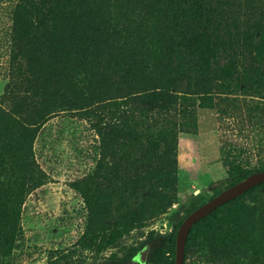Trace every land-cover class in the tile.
Instances as JSON below:
<instances>
[{
  "label": "rangeland",
  "instance_id": "obj_1",
  "mask_svg": "<svg viewBox=\"0 0 264 264\" xmlns=\"http://www.w3.org/2000/svg\"><path fill=\"white\" fill-rule=\"evenodd\" d=\"M30 1L36 2L0 0V264H150L148 256H130L143 244L161 243L194 208L229 185L231 170L223 165L222 144L257 154L259 134L234 118L222 121L215 108H202L196 96L186 95L182 103L191 115L185 123L191 125L189 133L178 135L172 204L156 207L145 186L133 194L115 192L87 207L81 192L90 196L91 189L107 184L96 173L102 138L84 107L74 105L71 92L57 86L52 73H40L42 41L36 11L25 9ZM142 1L163 9L177 1L198 4L210 13L213 25L197 22L189 31L199 28L217 42L213 66L236 64L230 75L216 80L215 96L251 99L264 107V100L250 98L248 70L264 66V0ZM131 13L128 19L139 20L135 10ZM151 13L149 8L140 14L149 20L148 30L170 34ZM105 79L110 80L103 85L111 90L96 84L95 100L118 92L113 79ZM254 158L239 168L257 165ZM263 223L260 190L227 207L214 225L216 231L232 234L239 246L243 239L263 241ZM247 257L241 258L243 264ZM185 264L196 263L188 259Z\"/></svg>",
  "mask_w": 264,
  "mask_h": 264
},
{
  "label": "trees",
  "instance_id": "obj_2",
  "mask_svg": "<svg viewBox=\"0 0 264 264\" xmlns=\"http://www.w3.org/2000/svg\"><path fill=\"white\" fill-rule=\"evenodd\" d=\"M149 8L156 22L162 23L163 30L168 29L170 34L148 30L149 20L140 14ZM25 9L35 10L38 16L42 41V48L37 50L40 73H52L55 84L71 92L74 105L84 107L85 117L102 138L96 173L102 174L107 184L90 188V196L88 191L81 192L87 207L106 201L115 192L133 194L145 186V195L157 202L156 207L172 204L178 135L189 133L191 125L185 123L191 115L189 105L182 103L186 95L196 96L202 108H215L222 121L234 118L242 128L247 126L259 134L257 154L222 144L223 165L231 170L229 185L224 189L252 173L264 171V107L251 99L220 100L215 96L214 89L220 87L216 80L230 75L236 64L213 66L217 42L199 32V28L189 31L190 24L214 23L213 16L204 14L198 4L183 5L177 1L170 9H163L146 6L142 0H36L28 2ZM134 10L139 20L128 19ZM124 19L129 22L123 23ZM117 39L122 41L118 43ZM248 67L252 76L249 90L254 93L250 98L264 100V66ZM105 78L113 79L118 92L95 100L96 84L105 91L111 90L103 85L110 80ZM226 101L230 106H225ZM253 158L257 165L239 168L250 164ZM224 189L215 191L211 198ZM260 190H264V183L197 221L187 237L184 264L188 259L196 264H243L245 253V264H264V240L257 243L243 239L238 246L232 234L216 231L214 225L227 207ZM180 224L161 243L143 244L130 257L148 256L150 264H175Z\"/></svg>",
  "mask_w": 264,
  "mask_h": 264
},
{
  "label": "water",
  "instance_id": "obj_3",
  "mask_svg": "<svg viewBox=\"0 0 264 264\" xmlns=\"http://www.w3.org/2000/svg\"><path fill=\"white\" fill-rule=\"evenodd\" d=\"M261 183H264V171L252 173L242 181L224 189L217 196L209 199L187 215L180 224L176 235L175 264H184L187 237L197 221L209 215L219 206L239 197Z\"/></svg>",
  "mask_w": 264,
  "mask_h": 264
}]
</instances>
